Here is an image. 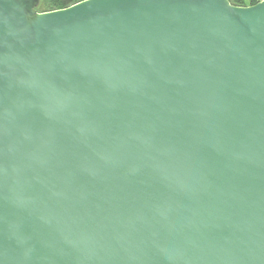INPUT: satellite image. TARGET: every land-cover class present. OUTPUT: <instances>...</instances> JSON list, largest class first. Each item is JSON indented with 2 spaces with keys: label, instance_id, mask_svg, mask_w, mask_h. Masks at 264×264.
Returning a JSON list of instances; mask_svg holds the SVG:
<instances>
[{
  "label": "water",
  "instance_id": "water-1",
  "mask_svg": "<svg viewBox=\"0 0 264 264\" xmlns=\"http://www.w3.org/2000/svg\"><path fill=\"white\" fill-rule=\"evenodd\" d=\"M0 0V264H264V0Z\"/></svg>",
  "mask_w": 264,
  "mask_h": 264
},
{
  "label": "trees",
  "instance_id": "trees-1",
  "mask_svg": "<svg viewBox=\"0 0 264 264\" xmlns=\"http://www.w3.org/2000/svg\"><path fill=\"white\" fill-rule=\"evenodd\" d=\"M81 1L83 0H41L37 9L41 12L59 10L70 7ZM229 1L231 2V4L236 6H251L258 2V0H229Z\"/></svg>",
  "mask_w": 264,
  "mask_h": 264
}]
</instances>
